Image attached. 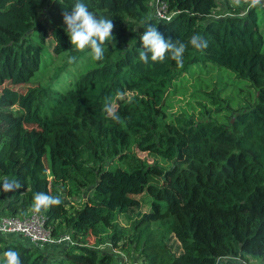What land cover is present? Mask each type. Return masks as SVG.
Instances as JSON below:
<instances>
[{"label": "trees", "instance_id": "trees-1", "mask_svg": "<svg viewBox=\"0 0 264 264\" xmlns=\"http://www.w3.org/2000/svg\"><path fill=\"white\" fill-rule=\"evenodd\" d=\"M221 1L159 0L173 13L161 20L149 0H84L112 19L115 44L106 42L103 60L80 72L90 50L72 47L62 17L73 0H0V85L35 82L45 49L74 58L47 84L0 92V214L36 209L34 193L58 196L61 203L38 211L54 233L64 225L73 243L50 261L0 236V264L10 250L19 264H113L114 254L97 248L103 242L138 252L142 264L264 261V9L253 4L264 0L216 16ZM148 23L184 43L199 34L207 47L189 45L181 65L142 63L136 49ZM197 67L243 78L255 102L224 123H167L165 95ZM135 149L168 165L148 164ZM86 190L79 206L63 200Z\"/></svg>", "mask_w": 264, "mask_h": 264}, {"label": "rangeland", "instance_id": "rangeland-1", "mask_svg": "<svg viewBox=\"0 0 264 264\" xmlns=\"http://www.w3.org/2000/svg\"><path fill=\"white\" fill-rule=\"evenodd\" d=\"M248 2L249 0H222L214 13L216 16H222V14L227 13L228 7L233 5L244 8L245 4ZM149 3L151 11L152 9L155 11L156 8L159 7L156 4V0H149ZM253 4L264 9V1L255 2ZM166 10L168 11V8H166ZM122 41L123 39L118 40L119 43ZM109 43L112 46L115 44V41L113 42L109 40ZM44 53L41 68L36 75L37 79L35 82L32 84L21 85H11L8 82H5L0 85V92L4 86L13 87L19 91L25 92L28 88L47 84L56 70H59L62 66L66 63H70L72 60L71 57L65 54L54 55L50 49H45ZM80 59L81 60L78 64L84 63V67L79 69L80 72H85L96 65L94 62L95 60L90 55V51L83 54ZM69 69V67L65 68L67 71ZM130 95L131 93L127 92L124 97H129ZM255 99V88L243 78L235 76L230 72L217 71L211 68L206 70L203 67H197L194 71L190 70L180 78H176L173 85L169 88L163 100L165 121L170 123L175 122L176 120L192 118L193 121L214 120L218 123H224L228 117L236 114L239 110H243L252 105L255 102ZM133 152L136 153L139 159L146 161L148 164H154L156 162L163 166L168 165L167 163H164L158 155L148 153L147 151H141L139 149H135ZM89 194L90 190L84 191L81 196L77 195L72 198L66 197L63 194V200L69 207L71 205L79 206ZM137 198L141 199V196H137ZM2 203L3 202L0 201V206ZM146 209H148V206L143 204L142 210ZM119 220L122 222V217ZM66 230V227L63 225L57 232H64ZM6 238L21 243L24 246L37 249L47 255L50 261L61 256V254L57 253L55 250L57 247L54 245H46L44 248H38L32 245L28 240L15 234L6 235ZM89 244L93 245V238L91 236L89 238ZM97 248L101 252H112L115 259L113 264H142V258L136 251L127 253L120 249H112L113 247L109 242H103L97 246ZM57 250L59 251L58 248ZM219 264L225 263L220 259Z\"/></svg>", "mask_w": 264, "mask_h": 264}, {"label": "clouds", "instance_id": "clouds-1", "mask_svg": "<svg viewBox=\"0 0 264 264\" xmlns=\"http://www.w3.org/2000/svg\"><path fill=\"white\" fill-rule=\"evenodd\" d=\"M65 32L69 37L72 47L76 50L89 49L91 57L96 61L104 58V45L110 39H114L112 33L114 24L112 19L97 16L89 10L84 0H73L69 10L62 13ZM144 32L140 34L141 47L136 49L142 63H163L166 59L174 60L178 65L182 64L184 53L190 45L196 50L207 47V41L199 34H193L187 43L180 39H166L158 30L157 25L148 23L142 26ZM74 59V58H72ZM110 111V109H107ZM34 205L37 210L42 206L61 203L60 198L47 195L43 192L33 194ZM62 247V246H61ZM5 255L7 264H19V254L11 250Z\"/></svg>", "mask_w": 264, "mask_h": 264}, {"label": "built area", "instance_id": "built-area-1", "mask_svg": "<svg viewBox=\"0 0 264 264\" xmlns=\"http://www.w3.org/2000/svg\"><path fill=\"white\" fill-rule=\"evenodd\" d=\"M156 4L159 7L155 11L152 9L153 15L161 20H169L173 13L167 12L165 3L156 0ZM12 234L28 240L38 248H44L46 245H54L56 247L73 243L69 232L54 233L53 227L47 223L45 215L34 208L24 214H0V236ZM223 259L233 261L235 264H264V261L257 258L227 257Z\"/></svg>", "mask_w": 264, "mask_h": 264}, {"label": "crops", "instance_id": "crops-1", "mask_svg": "<svg viewBox=\"0 0 264 264\" xmlns=\"http://www.w3.org/2000/svg\"><path fill=\"white\" fill-rule=\"evenodd\" d=\"M58 249H59V251H60V246H56ZM57 248L55 249L56 251H57V253L59 252L58 250H57ZM48 258V257H47ZM223 260V263H225L226 264V262L228 261V259H222ZM217 264H219V261L217 262ZM235 264V263H234Z\"/></svg>", "mask_w": 264, "mask_h": 264}]
</instances>
